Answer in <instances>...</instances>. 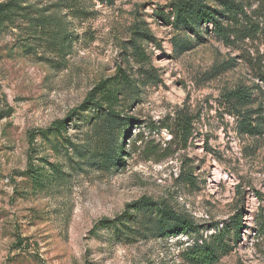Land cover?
<instances>
[{
	"label": "rangeland",
	"instance_id": "374dc122",
	"mask_svg": "<svg viewBox=\"0 0 264 264\" xmlns=\"http://www.w3.org/2000/svg\"><path fill=\"white\" fill-rule=\"evenodd\" d=\"M176 1L23 0L0 27V264H192L196 239L240 217L217 264H264V133H246L225 98L241 86L259 96L261 6L238 0L248 18L225 42L208 24L165 23ZM109 110L128 119L115 129ZM31 163L40 183L24 175ZM143 198L197 232L130 221L119 233L114 222Z\"/></svg>",
	"mask_w": 264,
	"mask_h": 264
},
{
	"label": "trees",
	"instance_id": "16d2710c",
	"mask_svg": "<svg viewBox=\"0 0 264 264\" xmlns=\"http://www.w3.org/2000/svg\"><path fill=\"white\" fill-rule=\"evenodd\" d=\"M208 1H212L216 6H211ZM262 9V17H264V0H257ZM23 0H9L8 3L0 5V27L4 24L16 21L23 9ZM170 15L164 16L161 19L169 25L179 27L185 26L189 30H195L197 27L208 24L213 27L217 37L222 41H230L232 30L240 23V16L247 17L244 11L242 2L238 0H177L171 6ZM174 18L171 20V18ZM250 26L255 25L250 19ZM250 27L247 29L249 33ZM142 37H147L142 33ZM258 77L261 81V86H256L260 91L258 98L254 96L252 88L241 86L235 90L225 93V98L228 104L230 113L238 119L241 128L248 134L252 135L264 133V113L263 102L260 98H264V72H260ZM93 96V95H92ZM91 96V98H92ZM93 97L91 102L94 103ZM109 123L115 129L125 121L120 115L114 111L108 112ZM179 123L176 125L180 128L183 138L189 137L192 134V122L188 116L180 117ZM129 121L126 122V125ZM64 122H58L49 131L61 136V131L64 129ZM112 130L110 137L114 134L117 137L116 130ZM47 131L46 136H52ZM242 131V132H244ZM124 148H119V145H114L110 150V155L105 158L110 166L119 165L122 160ZM41 170L37 169L33 163L29 164L26 173L24 174L31 184L40 183ZM134 210L135 212H132ZM139 221L142 224L154 223L161 226L169 235L187 234L192 235L197 232V226L191 220L181 216L175 210L165 203L154 201L150 198H143L127 206V210L122 218H118L114 225L119 233L126 226L127 222ZM242 217L237 218L232 227L219 228V231L211 235L208 239L199 237L195 240L192 246H189L185 251V256L192 264H217L223 254L231 250L230 241L239 237L242 229ZM163 231V232H164ZM19 246L22 248L23 240H19Z\"/></svg>",
	"mask_w": 264,
	"mask_h": 264
}]
</instances>
